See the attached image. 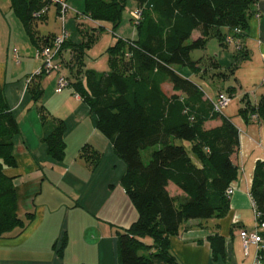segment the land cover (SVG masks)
<instances>
[{"label":"trees","instance_id":"trees-1","mask_svg":"<svg viewBox=\"0 0 264 264\" xmlns=\"http://www.w3.org/2000/svg\"><path fill=\"white\" fill-rule=\"evenodd\" d=\"M127 1L84 0L82 13L92 21L113 24L115 33ZM136 1L142 12L136 28L139 38L118 39L108 49L109 72L84 71L85 46L94 44L104 31L102 27L77 25L82 42L74 44L69 40L62 47V53L67 49L72 51L67 66L71 64L74 81L69 86L89 105L96 128L112 143L115 153L127 166L121 185L139 218L129 229L119 233V264H182L170 247V238L178 233L181 225L190 220L220 218L229 210L227 192L238 174L232 156L239 149V131L225 112L213 110L211 100L198 84L179 75L174 67L189 68L200 76L215 70L217 79H225L226 73L217 72L220 70L217 61L209 59L205 64L203 58L195 60L192 54L204 50L212 37H217L221 45H227L224 40L232 34L241 39L229 67L234 74L240 62L247 58L244 31L251 8L258 0ZM10 2L31 40L38 44L33 25L45 17L35 19L33 14L47 3L43 0ZM223 28L228 30L226 34L222 33ZM237 28L242 30V35L234 34ZM62 62L64 64L63 55ZM44 74L41 71L30 77L28 89L36 103L43 96L40 80ZM167 78L173 86L169 96L162 88ZM232 90L234 88L227 92L231 94ZM246 98L247 94L243 100ZM38 110L47 153L61 162L66 156V126L64 122L50 123L43 106ZM240 114L247 121L257 115V121L264 125V97L257 105L247 101ZM219 120L221 125L207 127ZM20 134L19 122L0 86V240L20 237L35 219L34 211L19 215L15 178L6 173L7 168L18 166L14 148ZM155 147L158 149L145 164L142 151ZM89 148H83L82 156L95 168L101 156L96 151L90 155ZM251 196L261 215L260 222L264 223V160L256 166ZM262 237L264 239V232ZM146 238L152 240L151 245L143 241ZM210 241L215 258H224V238L217 234ZM66 245L64 235L54 246L59 261ZM259 257L264 264V248Z\"/></svg>","mask_w":264,"mask_h":264},{"label":"crops","instance_id":"crops-1","mask_svg":"<svg viewBox=\"0 0 264 264\" xmlns=\"http://www.w3.org/2000/svg\"><path fill=\"white\" fill-rule=\"evenodd\" d=\"M75 20L77 25L85 28H104L93 44L97 47V51L93 56H87L85 59L84 71L89 70L99 74L109 72L108 49L118 39L137 40L139 38L137 31L128 38L121 37L122 33L115 35L113 24L108 22L76 18ZM221 31L226 34L228 30L223 28ZM70 34V40L74 44L81 43L74 42L72 32ZM244 35L247 58L240 62L237 70L242 72L244 83L247 84V92L237 90L235 86L221 89L218 84L221 79L217 80V78H200L196 82L194 78L198 75L193 72L187 75L188 72L185 73L184 69L174 67L179 75L198 84L206 98L214 99L220 93L228 94L231 97V104L224 115L239 131V149L232 156V161L238 167V174L231 183L234 194L229 197V210L220 218L190 220L181 225L178 233L170 238V247L182 264H255L256 261V249L252 247L249 254L245 255L239 234L242 229L251 230L255 226L251 189L256 166L264 160V125L259 121L245 120L240 114V109L247 101L257 105L264 97V0L252 6ZM53 36L55 35L51 34L50 37L36 35L38 44H34L38 49L47 38ZM4 45V36L0 35V86L21 127V134L16 138L14 148L18 166L7 168L6 173L15 178L19 195V215L24 216L29 211H34L35 219L20 237L13 240H0V247L20 246L46 225L45 233L48 235L43 256H46L48 260L54 258V261L53 263L45 262L39 257L37 259L40 260L30 257H26L27 260H25L23 257L14 261H0V264H63V258L59 261L55 247L52 248L50 244L60 240L61 235L66 233V218L69 222L68 249L70 247L71 250L76 249L73 254L78 262L119 264L117 246L119 233L129 229L138 220L139 214L121 185L123 176L119 179L118 187L111 183L116 179H112V174L116 163L119 164L120 160L112 143L96 128L89 105L76 95L73 87L68 86L62 92H58L59 75L57 73H45L42 76L40 84L43 96L36 103L29 92L27 82L42 68H40V62H36L37 59L33 58L35 47L25 48L27 55L25 56L28 60L23 62L21 50L16 47L12 49L9 46L5 50ZM208 46H213V49ZM235 52L234 46L221 45L217 37H212L206 48L198 51L199 59L203 58L205 64L209 62V59H213L218 62L220 68L223 58L229 57L228 68L232 65ZM68 57L72 59L70 49L64 50V64L61 71L70 83L74 81L73 75L63 73L68 71L66 68ZM14 64L18 66L17 69L15 66L12 67ZM209 71L212 74V70ZM166 83L167 81L162 88L169 96L173 93V86L169 87ZM203 84L206 87H203ZM233 88L231 95L227 89ZM246 94L247 98L243 100ZM39 106L46 109L50 116V123L64 122L66 149L68 150L71 144L77 146V152L72 153L74 155L72 159L66 157L67 153L61 162L48 155L43 141L44 127L38 110ZM221 123L219 120L207 127L221 125ZM85 146L90 147V155L92 151L100 154L101 163L97 167H91L82 156ZM102 165L105 169L107 168L106 172ZM101 180L102 192L97 191V194L92 193L89 197L90 187ZM115 229L117 232L114 231ZM79 234L82 243L76 244L74 241L80 238ZM217 234L225 241L224 258H215L212 248L210 238ZM143 241L146 244H152L150 238ZM65 255L67 259L68 254Z\"/></svg>","mask_w":264,"mask_h":264},{"label":"rangeland","instance_id":"rangeland-1","mask_svg":"<svg viewBox=\"0 0 264 264\" xmlns=\"http://www.w3.org/2000/svg\"><path fill=\"white\" fill-rule=\"evenodd\" d=\"M68 5L73 12L72 13L70 12V14H68V18L66 21V29L68 31L72 32V39L74 42H77V41L82 42L83 37L81 35V31L79 30V28L77 26V21L75 20L74 11L82 12V10L84 8V0H68ZM137 9L138 8H137V1L136 0H128L127 1L126 9L123 13V17H122V20H121L119 26L116 27L115 35L118 36V33H122L123 36H121V37H124V38L132 37V34L135 33L137 30L133 25L131 13H133ZM56 16H57L56 8L54 6H52L49 9L48 13L46 14V16L43 20H37L36 21L37 24L34 23L33 31L35 32V34L39 35L41 37H50L51 34L55 35V36L59 35L61 33V30H62V24H61V21L56 18ZM80 26L82 27V25H80ZM112 28H114L113 25H112ZM0 35L4 36L5 50L8 48V46L12 47V49L16 47V48H18V50H21L20 55H21L22 59L24 57V59L22 60L23 62L26 59L28 60V58L26 57L27 55L25 53V48L31 49L32 46H34L35 47V55H33V58H36L37 59L36 62H40L39 63L40 68L42 67L43 62L36 57L37 46L31 40V37L27 33L23 22L20 20V18L12 10L10 0H0ZM126 40L127 39H125V41ZM85 42L87 43L88 39H85ZM214 44H217V43H214ZM209 48L213 49V46H210ZM96 51H97V47L93 44L85 46V55H86L85 59L87 58V56L88 57L93 56V54H95ZM5 57H6V55H5ZM192 57L195 60L199 59L200 56H199L198 51L193 52ZM21 58H20V61H21ZM227 59L223 58L222 67L220 68V71H219V72H223V73L227 74V77L225 80H221L220 82H218L221 89L226 88L228 86H235L237 88V90H241L242 92H244V91L247 92L246 91L247 84L244 83V78H243L242 72L241 71L238 72V70H235L234 74H232L229 71V68L227 67V65L230 63V62H228L229 57H227ZM70 60H71V58L68 57L67 61L70 62ZM13 66H15L16 69L18 68V66H16L15 64L12 65V67ZM66 68L68 71H65L63 73L65 75H67V73L70 74L71 73L70 67L67 66ZM178 68H180L181 70L184 69L185 73L188 72L187 75H190V73L193 72L189 68H185V67H178ZM208 72L209 73L206 72V74H204L202 76H200V74L199 75L197 74L198 77L195 76L194 80L197 82L200 80L201 77L211 79V78H213L212 77L213 74L216 73L215 70H212V74L210 71H208ZM214 76H216L215 78H217L218 74L216 73V75H214ZM166 81H167L166 85H168L169 87L172 86V83L170 82V80L168 78L166 79ZM203 87H206V86L203 84ZM205 89H207V91H209L208 88H205ZM20 129H21V127H20ZM175 144H181V142L175 141ZM185 144H187V143H185ZM156 149H158V148L157 147L149 148L147 150L142 151V153H141L142 154V160L145 164L149 163V161L151 159V154ZM74 151L76 154L77 146L75 144L69 145L68 150L66 149V153L68 154L66 157H69L70 159H72L74 157V155H72V153ZM119 159L120 158L118 157V160ZM100 163H101V160L99 161V164ZM116 164L117 165H116V167L113 171V174H112V179H114V178H116V179L114 180V182H111V183H113L114 185H116V187H118L120 184L119 179L127 171V166L123 162L122 159L119 160V164H118V162ZM102 167L104 168V165H102ZM102 167H101V170H102ZM104 170L106 172L107 168L106 169L104 168ZM112 187H114V186H112ZM102 189H103V185H102V180H101V181L97 182L96 184L92 185V187H90L91 191L89 193V197L91 196L92 193L97 194V191H99L101 193ZM65 227H66L65 228L66 233L61 235V237L59 236L60 240L64 235H66V237H67V245H66V248L64 250V255H63V264H95V263H92L90 261H86V262L79 261L78 262V260H76V257L73 254L74 251H76V249L71 250V247L69 248L70 250L68 249V247H69L68 246V244H69V222H68L67 218H66ZM45 229H46V225L41 228L39 233H36L35 235L31 236V238H29L24 244H22L20 246H17L14 248L0 247V261H14V260H18V258H23V257L25 260H27L26 257H30L34 260L43 259V261H45V262H52L53 263L54 258H51L50 260H48L46 258V256H43L44 250L46 248V245H45L46 241L45 240H46V237L48 235L47 233H45ZM114 231L117 232L116 229ZM40 232H42V233L40 234ZM79 237H80L79 238L80 240L76 239L74 241L76 244L82 243L81 235ZM60 240H57L55 243H51L50 244L51 247L54 248V245L57 242H59ZM65 254H68V256H69L67 259L65 258V256H66ZM38 257L40 259H37Z\"/></svg>","mask_w":264,"mask_h":264},{"label":"built area","instance_id":"built-area-1","mask_svg":"<svg viewBox=\"0 0 264 264\" xmlns=\"http://www.w3.org/2000/svg\"><path fill=\"white\" fill-rule=\"evenodd\" d=\"M259 1L261 0H258V2ZM43 2H46L47 5L43 7L41 10L35 12L33 14L34 18L41 19L45 17L49 9L52 6H54L57 12V19L61 21L62 30L59 35L51 37L50 39H48L47 43L42 44L36 50V57L41 59L43 62L42 68L36 74H39L41 71L45 73H52V72L57 73L59 75L58 92H62L65 88L69 86V82L67 78L64 75H62V72H61L63 68L62 47L71 38L70 32L66 29V21L68 18V14H70V12L72 13L73 11L70 9L68 5V0H43ZM74 16L78 20H83V19L91 20L87 16H85L83 13L78 12V11H74ZM131 17H132V22H133L134 27L137 28L142 18L141 10L139 9L135 10L133 13H131ZM242 33L243 32L240 28H237L234 30V34L242 35ZM224 42L229 46L230 45L234 46L235 49L237 48L239 49L241 46V39L236 38L232 34H228ZM15 54H16V50H15ZM16 57H17L16 58L17 62H19L18 56ZM30 81H31V78L27 80L28 83ZM263 85H264V79H263ZM210 100L213 105V110L216 113H224L229 107V105L231 104V98L226 93H220L217 95L216 98L210 99ZM252 119L254 121H257L258 120L257 115H253ZM227 194L228 196L233 195L234 190L230 188ZM253 211H254L255 226L251 230L242 229L240 231L239 237L242 242L245 255H248L250 249L254 247L256 249L255 264H261L259 252L261 249L264 248V239L262 237V234L264 232V223L260 222L261 215L258 212L254 202H253Z\"/></svg>","mask_w":264,"mask_h":264}]
</instances>
